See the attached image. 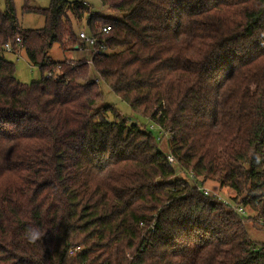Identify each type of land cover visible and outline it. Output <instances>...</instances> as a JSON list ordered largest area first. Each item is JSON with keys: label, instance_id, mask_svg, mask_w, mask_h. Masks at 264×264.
Wrapping results in <instances>:
<instances>
[{"label": "trees", "instance_id": "obj_1", "mask_svg": "<svg viewBox=\"0 0 264 264\" xmlns=\"http://www.w3.org/2000/svg\"><path fill=\"white\" fill-rule=\"evenodd\" d=\"M6 2L0 46L20 37L43 76L22 83L0 57V264H264L246 228L264 229V0H101L121 18L25 0L41 29ZM85 18L105 51L53 62L55 43L86 46ZM91 73L169 131L182 172L256 218L191 189L147 125L97 107Z\"/></svg>", "mask_w": 264, "mask_h": 264}, {"label": "rangeland", "instance_id": "obj_2", "mask_svg": "<svg viewBox=\"0 0 264 264\" xmlns=\"http://www.w3.org/2000/svg\"><path fill=\"white\" fill-rule=\"evenodd\" d=\"M25 0H14L16 13L18 17L19 24L24 29H41L45 26V16L38 13H25L23 11L24 2ZM52 0H30V4L35 7H41L46 8L49 7ZM70 1H84L88 2V4L91 6L93 11L99 12L103 15L121 18L122 13L114 12L109 7L103 6L101 0H70ZM7 9V2L6 0H0V10L5 11ZM75 26V31L77 34H79L81 31L85 32L86 34H91L89 26L87 24L86 18L77 21ZM77 46V45H76ZM76 46L73 49H64L59 43H55L52 48L49 50V56L52 59L53 62H61L69 59L74 60H80V59H88L91 61L92 58V52L89 47H81L79 49H76ZM21 57L17 58V56L14 55H6V58L12 63H15L16 66V78L22 83H30L33 81L40 80L43 76L42 71L39 67L34 66L30 63V59L27 55L26 49H21ZM44 75L46 73L44 72ZM91 78L96 79L98 82V85L100 86V89L103 93V98L101 101L97 102V107L103 106V105H113L115 106L119 112L123 115H126L134 121H138L140 124L143 123L148 126V128H153V132L157 136H161V130L157 127L156 123L151 120L150 116L148 115L146 118L139 117L135 115V113L132 111L131 107L122 99L119 95H117L110 87L109 85L102 80V78L95 73H91ZM162 139L159 140V146L161 150L167 154L170 151L169 146V136H161ZM180 177H185V174H178ZM212 190L222 194L223 196L230 198L227 196L228 194H231L232 192L229 191L228 188H223L220 190L219 184L216 181H208V184H205ZM247 214L250 215L251 218H256V211L249 206L246 208ZM246 228L249 232V235L254 242L256 247H261L264 244V229L259 228L256 224H252L251 222H246ZM129 254V252L127 253Z\"/></svg>", "mask_w": 264, "mask_h": 264}, {"label": "built area", "instance_id": "obj_3", "mask_svg": "<svg viewBox=\"0 0 264 264\" xmlns=\"http://www.w3.org/2000/svg\"><path fill=\"white\" fill-rule=\"evenodd\" d=\"M111 29L110 26H106L103 28L104 32H109ZM80 38L81 41L86 45L85 47H89L92 52V58L91 61L89 60L90 66L92 65L93 57L97 54L102 53L105 51L106 46L103 44L101 47H98V39L95 36H92L91 34H86L85 32L81 31L80 32ZM79 45H77L78 47ZM83 47V46H81ZM23 48L22 40L20 37H17L16 42L13 43L11 41L5 43L3 46H0V57L1 56H6V55H14L17 56V58H20L21 55V49ZM155 122V121H154ZM156 123V122H155ZM157 127L161 130L162 135L161 136H169L168 142L171 140V135L169 131L157 124ZM153 129V128H151ZM154 130V129H153ZM160 135L158 136V140H161L162 137ZM167 158L170 162V164L177 170V174H185V177H183L185 180H187L190 184L191 189H197L199 191H202L205 195L211 196L219 201L224 202L225 204L229 205L235 212L242 214V216L245 217H250V215L247 214L246 208L248 206H244L242 204V199L245 195L240 196L237 200H232L231 198H227L223 196L222 194L212 190L205 184H202L201 181L196 177V175L192 172L189 171L187 173H184L181 171V168L179 167L178 160L177 158L172 154L171 150L167 153ZM262 223L263 220L259 219Z\"/></svg>", "mask_w": 264, "mask_h": 264}, {"label": "crops", "instance_id": "obj_4", "mask_svg": "<svg viewBox=\"0 0 264 264\" xmlns=\"http://www.w3.org/2000/svg\"><path fill=\"white\" fill-rule=\"evenodd\" d=\"M78 48H79V46L78 47L76 46V49H78Z\"/></svg>", "mask_w": 264, "mask_h": 264}]
</instances>
